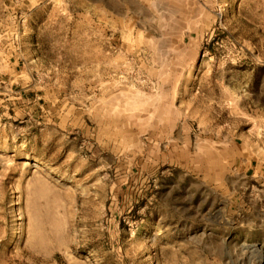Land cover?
I'll return each instance as SVG.
<instances>
[{"label":"rangeland","instance_id":"rangeland-1","mask_svg":"<svg viewBox=\"0 0 264 264\" xmlns=\"http://www.w3.org/2000/svg\"><path fill=\"white\" fill-rule=\"evenodd\" d=\"M0 264H264V0H0Z\"/></svg>","mask_w":264,"mask_h":264}]
</instances>
